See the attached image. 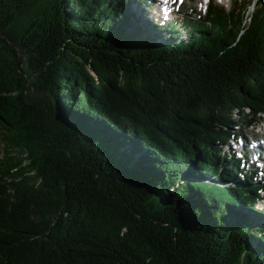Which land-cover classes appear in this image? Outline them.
Masks as SVG:
<instances>
[{"label": "trees", "instance_id": "trees-1", "mask_svg": "<svg viewBox=\"0 0 264 264\" xmlns=\"http://www.w3.org/2000/svg\"><path fill=\"white\" fill-rule=\"evenodd\" d=\"M151 3L0 0V264H264V0Z\"/></svg>", "mask_w": 264, "mask_h": 264}, {"label": "rangeland", "instance_id": "rangeland-1", "mask_svg": "<svg viewBox=\"0 0 264 264\" xmlns=\"http://www.w3.org/2000/svg\"><path fill=\"white\" fill-rule=\"evenodd\" d=\"M255 1L256 0H184L182 4H178L177 2H175V4H173V6L170 7L171 11L166 15L165 14L163 15L162 13H159V12L157 13L156 12L158 10L157 7L152 8L151 6H148L145 4H143L142 6L144 7L145 10L148 11V15L142 13L141 10L139 12L143 18L149 19L151 18L152 15H154L156 18H161L162 23H164L165 21H172L183 27L186 23L191 22V20L201 19V15L202 17L205 18V15L208 12V7L211 2L224 5L227 8V10H230L233 6H239L242 9V7H244V4H249L251 2L254 3ZM133 3H134V7L136 8V10H139V7H137L139 5L136 2H133ZM154 3L153 5H155ZM253 3H251L250 7H248V9L244 11L246 13V17L253 12L254 10ZM23 52L24 50H21V54L24 58ZM22 65H24V61H22ZM234 117L235 118L237 117L235 113H234ZM260 119L261 120L259 122L254 123V126L252 127L250 126L245 127L241 125L236 126V124H234V127L236 128V130L241 131V133L243 134L244 141H247V142L250 141L249 142L250 144L255 141H259L260 143H262V141L264 140V116L260 117ZM2 131H3V127L0 124V132ZM240 168L243 169L242 164ZM259 198L260 199L258 200L259 203L257 207L264 210V192H261L259 194Z\"/></svg>", "mask_w": 264, "mask_h": 264}, {"label": "bare ground", "instance_id": "bare-ground-1", "mask_svg": "<svg viewBox=\"0 0 264 264\" xmlns=\"http://www.w3.org/2000/svg\"><path fill=\"white\" fill-rule=\"evenodd\" d=\"M153 3L154 2H152L151 4V6H153ZM155 4V3H154ZM156 13V12H155ZM154 16V15H153ZM250 141H244V143L246 144V143H248V144H250L249 143ZM252 142V141H251ZM254 143H256V149L254 148V145H253V143H251V146H252V148H253V150H254V154H253V157H255V158H257V159H259V160H264V140L262 141V143H260L259 141H255ZM263 144V145H262ZM240 145H242L243 146V144L242 143H240ZM228 147V146H227ZM231 148V147H230ZM237 150V149H236ZM241 154V153H240ZM236 180H238V179H236ZM235 181V180H234ZM234 181H231V182H234ZM259 181V180H258ZM262 191H260L259 193H261ZM261 211V210H260Z\"/></svg>", "mask_w": 264, "mask_h": 264}, {"label": "water", "instance_id": "water-1", "mask_svg": "<svg viewBox=\"0 0 264 264\" xmlns=\"http://www.w3.org/2000/svg\"><path fill=\"white\" fill-rule=\"evenodd\" d=\"M253 3V2H252ZM254 8H255V2L253 3ZM1 34V33H0ZM12 46L14 47L16 53L19 55V59H18V67L21 71L22 70V61H23V56L21 54V49L19 48V44L18 43H12ZM25 48V47H24Z\"/></svg>", "mask_w": 264, "mask_h": 264}]
</instances>
